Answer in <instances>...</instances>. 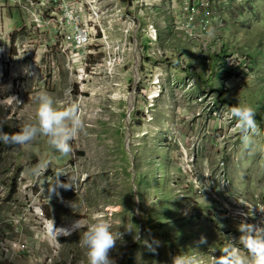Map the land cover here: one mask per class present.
Here are the masks:
<instances>
[{
  "label": "rangeland",
  "instance_id": "obj_1",
  "mask_svg": "<svg viewBox=\"0 0 264 264\" xmlns=\"http://www.w3.org/2000/svg\"><path fill=\"white\" fill-rule=\"evenodd\" d=\"M9 1L23 22L13 27L0 6V128L14 134L35 123L45 92L57 110L75 107L83 126L68 156L42 135L0 143V264H88L80 237L97 219L117 240L115 264H218L225 254L254 264L220 187L225 174L239 196L264 208V0L215 5L208 26L199 11L192 32L182 11L194 0L126 10L136 28L125 34L124 15L108 33L125 47L123 66L109 71L104 61L118 55L101 44L84 75ZM115 4L128 0H107L109 12ZM235 105L256 111L248 149L230 115ZM211 186L210 197L198 194ZM38 199L54 225L79 220L81 228L52 237L33 212Z\"/></svg>",
  "mask_w": 264,
  "mask_h": 264
},
{
  "label": "built area",
  "instance_id": "obj_2",
  "mask_svg": "<svg viewBox=\"0 0 264 264\" xmlns=\"http://www.w3.org/2000/svg\"><path fill=\"white\" fill-rule=\"evenodd\" d=\"M108 1L117 3L120 0ZM155 1L156 0H128L126 8L122 6V8L118 7V5L115 4V9L114 11L112 10V12H109L106 6L107 0H18V3L20 8L30 16L28 21H31L32 24H30L28 28H30L31 31L42 32V36H48V39H45V44L59 47L65 54H69L70 58L73 57V61L81 67L78 74L83 73L84 75L85 67L88 65L89 54H91L93 49L92 47H98L101 46V44L106 48L110 47L112 53L118 55L117 58L115 56L113 58L107 57V60L104 61V63L109 66V71H111L112 68L123 66L125 54L124 45H119L117 43L114 46L108 39L111 22H115L116 17L124 16L126 10L134 11L135 9L139 10L140 7H152ZM233 1L235 0H194V8L186 3L182 13L183 18L188 21V30L190 29L191 32L194 30V28L191 29L190 26L193 21L199 17V11L202 12V17L204 18L201 24L203 26H208L210 25L209 21L212 14L211 8H214L215 5H221L223 8V6L231 4ZM141 10L142 9H140V12ZM106 20L108 25L104 23ZM125 20L127 24L125 28L126 34L129 30L131 32L133 27L136 28L138 19L134 15V12H132L125 15L123 22ZM192 26L194 27V25ZM150 37L152 38L151 35ZM233 125L235 126V124ZM44 175L45 174H42V176ZM222 177L220 190L227 195L223 203L225 204L224 210L228 220L232 224L243 227L244 229L250 227V225L255 228H264L263 206L261 204L250 203L248 200H245L247 198L239 196L227 176L224 174ZM214 189L215 188L211 186L206 190H202V188L197 190L199 191V195L207 191L210 197L211 194L214 193ZM40 190H42V187ZM225 194H223V196H225ZM214 197L216 198L217 196ZM44 204V200L38 199V201L31 204V206L35 217L45 225L47 221L51 222L52 220H49L47 215H45L43 210ZM26 210L29 211L28 208Z\"/></svg>",
  "mask_w": 264,
  "mask_h": 264
},
{
  "label": "clouds",
  "instance_id": "obj_3",
  "mask_svg": "<svg viewBox=\"0 0 264 264\" xmlns=\"http://www.w3.org/2000/svg\"><path fill=\"white\" fill-rule=\"evenodd\" d=\"M230 115L237 121V127L241 130L242 145L245 149L250 148L253 144L250 133L255 132L257 128L255 109L250 105L230 106ZM35 117V123L26 124L14 134L6 133L0 128V143L24 145L42 135L48 138V144L52 149L62 156H68L73 150L71 142L83 126L76 108L57 110L52 97L45 92L38 97ZM62 186L72 187L71 184L67 187L65 184ZM74 228H81L79 220L75 221ZM241 231L247 233L241 242L250 253L254 264H264V228H255L250 225ZM80 239L87 250L88 264H115L109 252L114 248L117 240L107 221L97 219L95 223L87 227ZM218 264H243V262L239 261L235 254L231 256L225 254V258Z\"/></svg>",
  "mask_w": 264,
  "mask_h": 264
},
{
  "label": "crops",
  "instance_id": "obj_4",
  "mask_svg": "<svg viewBox=\"0 0 264 264\" xmlns=\"http://www.w3.org/2000/svg\"><path fill=\"white\" fill-rule=\"evenodd\" d=\"M5 1L8 2L7 7L5 6L6 5ZM0 2H2V3H0V6H2L1 9L4 11V13L6 12V14H5L6 18L9 19L12 15H14V20H13L12 26L13 27H20L23 20H22V16L20 15L19 11L16 10L17 13L13 12V9H11L12 3L9 0H0ZM15 15H18L19 17L17 16L18 18H16ZM8 21H10V23H12L11 19Z\"/></svg>",
  "mask_w": 264,
  "mask_h": 264
},
{
  "label": "bare ground",
  "instance_id": "obj_5",
  "mask_svg": "<svg viewBox=\"0 0 264 264\" xmlns=\"http://www.w3.org/2000/svg\"><path fill=\"white\" fill-rule=\"evenodd\" d=\"M74 223L66 225V226H56L54 225L52 222H48L47 223V231H49V233L52 235V237H58V236H62L65 235L67 233H70L71 230L73 231L74 229ZM81 224V223H80ZM67 232V233H66Z\"/></svg>",
  "mask_w": 264,
  "mask_h": 264
},
{
  "label": "trees",
  "instance_id": "obj_6",
  "mask_svg": "<svg viewBox=\"0 0 264 264\" xmlns=\"http://www.w3.org/2000/svg\"><path fill=\"white\" fill-rule=\"evenodd\" d=\"M224 53V52H223ZM260 53H262V52H260ZM242 57L244 56L245 57V60L248 62V66H252V63H251V57L249 56V55H247V56H245V55H241ZM214 59L216 60V62H219V60H220V56H214ZM225 65H226V63H225ZM227 68V74H229V71H235V69H233V68H229V67H226ZM223 104H226V105H233V104H231L230 102H228V101H223L222 102Z\"/></svg>",
  "mask_w": 264,
  "mask_h": 264
}]
</instances>
